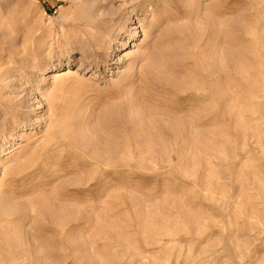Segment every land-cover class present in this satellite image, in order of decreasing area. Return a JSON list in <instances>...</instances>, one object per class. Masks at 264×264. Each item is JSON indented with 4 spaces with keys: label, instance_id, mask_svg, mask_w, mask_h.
Instances as JSON below:
<instances>
[{
    "label": "rangeland",
    "instance_id": "1",
    "mask_svg": "<svg viewBox=\"0 0 264 264\" xmlns=\"http://www.w3.org/2000/svg\"><path fill=\"white\" fill-rule=\"evenodd\" d=\"M0 264H264V0H0Z\"/></svg>",
    "mask_w": 264,
    "mask_h": 264
},
{
    "label": "bare ground",
    "instance_id": "2",
    "mask_svg": "<svg viewBox=\"0 0 264 264\" xmlns=\"http://www.w3.org/2000/svg\"><path fill=\"white\" fill-rule=\"evenodd\" d=\"M127 20V19H126ZM166 68V67H165ZM168 70V69H167ZM166 69H165V71L168 73V74H170V73H172V70L171 71H167ZM161 74V73H160ZM163 74V73H162ZM171 76V77H170ZM167 75L166 73H165V75L164 76H161V77H159V79L160 80H163V83L165 84V85H167L168 87L169 86H173L174 85V81L172 80V75ZM190 118H191V116H190ZM190 120V119H189ZM194 122V121H193ZM168 124H169V122H168ZM193 124V123H192ZM176 125V126H175ZM180 126L181 124H180V122H179V124L177 123V122H175V124L174 125H172V127H171V130H173V131H176L177 129H178V127L177 126ZM188 125L189 126H191L190 125V123H188ZM184 126H186V125H184ZM167 127V126H166ZM170 128V127H169ZM180 128V127H179ZM183 129H184V127H183ZM183 129H182V131H183ZM175 133V132H174ZM178 133V132H177ZM180 133H182V135L184 134L183 132H180ZM179 134V133H178ZM188 134V133H187ZM173 135V134H172ZM186 135V134H185ZM179 136L181 137V135L179 134ZM184 136V135H183ZM175 137H176V135H175ZM175 139V138H174ZM181 143V142H180ZM182 144V143H181ZM184 146H185V148H190V144H184ZM183 146V147H184Z\"/></svg>",
    "mask_w": 264,
    "mask_h": 264
}]
</instances>
